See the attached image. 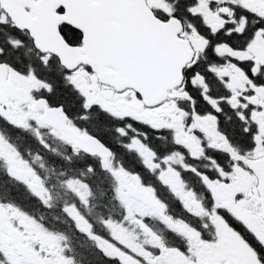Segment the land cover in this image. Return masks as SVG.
<instances>
[{
    "label": "snow or ice",
    "instance_id": "1",
    "mask_svg": "<svg viewBox=\"0 0 264 264\" xmlns=\"http://www.w3.org/2000/svg\"><path fill=\"white\" fill-rule=\"evenodd\" d=\"M0 264H264V0H0Z\"/></svg>",
    "mask_w": 264,
    "mask_h": 264
}]
</instances>
